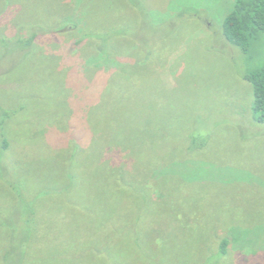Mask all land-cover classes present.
<instances>
[{"label": "rangeland", "instance_id": "374dc122", "mask_svg": "<svg viewBox=\"0 0 264 264\" xmlns=\"http://www.w3.org/2000/svg\"><path fill=\"white\" fill-rule=\"evenodd\" d=\"M11 2L0 26L51 30L35 56L0 54V105L24 107L0 164L46 193L27 223L0 182L16 226L0 225V264H264V123L245 78L264 62V32L247 53L227 39L235 0ZM87 25L120 26L121 68L87 63L96 43L74 45ZM98 138L105 152L88 154ZM103 161L136 180H98L115 172Z\"/></svg>", "mask_w": 264, "mask_h": 264}, {"label": "trees", "instance_id": "16d2710c", "mask_svg": "<svg viewBox=\"0 0 264 264\" xmlns=\"http://www.w3.org/2000/svg\"><path fill=\"white\" fill-rule=\"evenodd\" d=\"M10 3L13 2H11V0H4L3 3H0L1 9H8V5H10ZM108 29L109 28L106 27L90 28L87 25L79 38L76 39L74 45L81 48L84 44H86L89 38H92V41L96 43V47L94 48L97 53L93 54L92 58L87 63L91 64L95 62L98 65H102L104 68H111L112 66H119L118 68H121L122 65L118 64L120 51L118 50V45H116V38L119 35H122L123 32L119 25H115L113 26V28H110L109 30ZM50 30L51 29L44 27L42 24L32 25L30 23H25L18 28L15 27L12 31H9L7 27L0 26V54L3 55L11 50H18L17 54L19 55L23 53V58L35 56V53L37 51V43L40 40L39 38L42 37L43 33H49ZM224 32L227 39L232 44L239 46L246 53L249 52L253 40L264 32V0H235L233 10L225 19ZM127 34H130V32L128 31ZM130 37L132 38L133 35L130 34ZM133 39L135 38L133 37ZM141 63L142 61L139 64ZM127 66H129L128 63L123 65V67ZM16 67L17 64L13 65L12 68L7 71L15 72L17 69H19V67ZM245 78L252 84L254 89V100L252 105L253 116L257 121L264 123V62L256 67L250 68L245 74ZM23 109V106L19 105V107H16L15 105H12L10 103L8 107L0 105V162L1 159H5L9 147L11 146V140L8 137V135H10L9 122L12 117L15 116L16 113H18L19 110ZM170 125L171 122L169 121V123L166 124V128L170 129ZM98 130H101V133H103L102 135H100V138L102 139L105 136L112 134L106 133V130L104 128H100ZM187 136L192 140L194 144L198 143L197 141L200 138L199 133H195L193 130H191V132H189ZM112 137H114L113 134ZM100 138L93 141V143L91 144L93 148L89 150L88 154L91 153L94 156L97 151L105 152L106 148H102L101 142L103 140L100 141ZM128 140H130L131 142V139ZM127 141L124 143L127 145L126 147L130 149L131 146L129 145V143H127ZM119 147H121V149L124 151V148L122 146ZM196 148H198V146H196ZM81 151V146L78 144L74 150V153L71 154L69 158L74 159L77 154L80 155ZM5 160L7 161V159ZM40 161L41 160H37V164L40 163ZM105 162L106 161H103V163ZM106 164L115 172H107L105 173L106 175L104 174L98 180L111 179V181H113L114 183L116 181L124 179V181L126 182V179L127 177H129V175L130 177L128 178V180H136L135 175H133L132 171L129 169V167H127V164L121 161H115L112 165H110L108 162H106ZM122 165H125L126 167H123ZM102 166L106 167L105 164ZM2 170L3 168L0 164V182L5 186V188L2 190H10V202L11 200H14L16 202L13 209L14 213L20 214L27 223L35 222L37 203L45 196L46 193V190H44L45 193L41 192V190L45 189L46 187L41 189V183L39 182H26V180L22 179V174H20L17 170L11 172V180H9V177H5ZM67 171L68 169L66 170V172ZM75 174V172L71 173L70 171H68L66 175L69 176L67 177L69 178V180L64 178V183L68 185H78L80 181H76L77 177ZM32 186L36 188H33ZM51 190L57 192V188H51ZM0 225L9 226L11 228V232L13 233L14 231L15 233L16 226L14 225V223L10 224L9 212L2 211L1 207ZM229 244V238H224L221 241V250L223 253L227 252ZM27 246L28 243L25 246V252L27 250Z\"/></svg>", "mask_w": 264, "mask_h": 264}]
</instances>
